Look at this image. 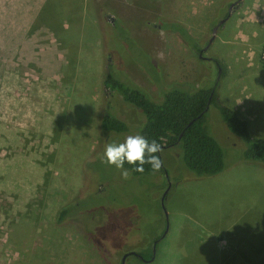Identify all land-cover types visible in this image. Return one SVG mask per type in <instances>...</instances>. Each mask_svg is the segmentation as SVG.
<instances>
[{"label":"rangeland","instance_id":"rangeland-1","mask_svg":"<svg viewBox=\"0 0 264 264\" xmlns=\"http://www.w3.org/2000/svg\"><path fill=\"white\" fill-rule=\"evenodd\" d=\"M234 1L0 0V264H119L129 251L151 261L125 264H264V167L241 159L213 106L215 176H193L176 146L159 153L165 175L123 179L102 162L143 121L119 96L113 111L134 128L98 130L108 69L153 99L160 86L212 87L211 62L161 25L199 49ZM204 56L222 67L215 102L264 139V0H242Z\"/></svg>","mask_w":264,"mask_h":264},{"label":"trees","instance_id":"trees-1","mask_svg":"<svg viewBox=\"0 0 264 264\" xmlns=\"http://www.w3.org/2000/svg\"><path fill=\"white\" fill-rule=\"evenodd\" d=\"M161 28L172 30L191 52L198 50L187 30L179 23L175 21L162 23ZM101 86L108 97L100 110L98 130L101 134H128L134 128L113 111L111 102L115 96H119L143 117L141 126L134 128L135 133L144 135L150 141L156 140L161 147L176 146L183 165L193 176L197 178L215 176L224 169V153L205 124V113L213 106L226 132L243 143L241 159L257 162L264 167V139L251 137L246 121L242 120L232 107L215 102L214 86L193 89L181 85L160 86V89L156 88L158 98L153 99L142 89L131 85L126 78L112 73L110 69L104 73ZM157 155L160 157L159 153ZM136 166L138 165L127 163L124 165L129 170ZM143 167V173L132 172V176L161 173L165 175L163 167L156 172L152 171L150 165L145 164ZM65 212V209L61 211V217ZM141 257L149 259L150 254L146 258Z\"/></svg>","mask_w":264,"mask_h":264},{"label":"clouds","instance_id":"clouds-1","mask_svg":"<svg viewBox=\"0 0 264 264\" xmlns=\"http://www.w3.org/2000/svg\"><path fill=\"white\" fill-rule=\"evenodd\" d=\"M161 151L162 147L156 140L150 141L140 133L130 134L123 142L107 144L102 162L119 170L123 179H129L132 172L143 173L145 164L150 165L152 171H159L163 166V161L157 154ZM125 163L138 166L129 170L124 167Z\"/></svg>","mask_w":264,"mask_h":264},{"label":"flooded vegetation","instance_id":"flooded-vegetation-1","mask_svg":"<svg viewBox=\"0 0 264 264\" xmlns=\"http://www.w3.org/2000/svg\"><path fill=\"white\" fill-rule=\"evenodd\" d=\"M235 1H236V0H235ZM235 1H234V2H235ZM234 2H233V3H234ZM233 3L228 4V6H227V8H226V12L224 13L225 15L223 14L224 16H222V17H221V18L215 23V25H216L220 20H222V19L227 15L228 12L231 13L233 10H235V9L239 6V4H238V5H232L231 8L228 9V7H229L231 4H233ZM222 24H223V23H222ZM222 24L218 25V27H217V29H216V32H217V30L222 26ZM215 25H214V26H215ZM214 26H213V27H214ZM213 27H212V28H213ZM211 30H212V29H211ZM209 38H210V37H209ZM209 38L207 39V41H206V43L204 44V46L201 47V48H199V49L196 51V55H197V57H198L199 59H201V60H207V61L211 62V64L213 65V67H215L216 76H215V78H214L213 86H214L215 88H217L218 85H219V80H220V78H221V76H222V67H221V64H220V62H219V60H218L217 58H215V57H213V56H210V57H205V56H204V54L206 53V50L209 48L210 44H211L212 41H213V39H212V41L208 44V40H209ZM162 196H163V195H162ZM164 197H165V196H163V200H164ZM156 242H157V240L154 241V242L152 243V245L150 246L151 250H152L153 247L155 246ZM129 253H132V254H129ZM126 256H132V257L138 258L140 261H143V262L148 261V259H143L141 256H139L138 253H136V252H132V251H129V252H127V253H124V254L121 256V258L124 257V259H123V264H125V258H126ZM121 258H120L119 264H121Z\"/></svg>","mask_w":264,"mask_h":264},{"label":"water","instance_id":"water-1","mask_svg":"<svg viewBox=\"0 0 264 264\" xmlns=\"http://www.w3.org/2000/svg\"><path fill=\"white\" fill-rule=\"evenodd\" d=\"M241 1H242V0H236L233 4H231V5L228 7V9H230L232 5H238ZM229 16H230V13L228 12L227 15H226L222 20H220V21H219V22H218V23L212 28V30H211V35H210V38H209V40H208V44H209V43L212 41V39L214 38L215 33H216V29H217L218 25L224 23V22L229 18ZM164 194H165V193H164ZM164 194H163V196H164ZM163 196H162V198H161V200H160L161 205H162V203H163ZM161 237H162V236H161ZM153 249H154V247H153ZM153 249H152V252H153ZM129 254H132V253H129ZM123 259H124V257L121 258V264H123ZM149 261H151V259H149Z\"/></svg>","mask_w":264,"mask_h":264}]
</instances>
